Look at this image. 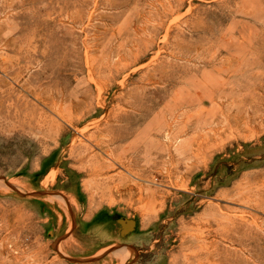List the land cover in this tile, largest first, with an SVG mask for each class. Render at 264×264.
Returning a JSON list of instances; mask_svg holds the SVG:
<instances>
[{
  "label": "rangeland",
  "instance_id": "rangeland-1",
  "mask_svg": "<svg viewBox=\"0 0 264 264\" xmlns=\"http://www.w3.org/2000/svg\"><path fill=\"white\" fill-rule=\"evenodd\" d=\"M210 77L224 115L256 109L264 0H0V264H264L262 113L191 157L204 117L194 102L166 111ZM161 114L171 135L155 129ZM125 115L138 122L132 155L94 179L113 147L93 136L105 143L97 131ZM97 213L135 220L136 246L78 252L74 236ZM195 239L210 249L202 263Z\"/></svg>",
  "mask_w": 264,
  "mask_h": 264
},
{
  "label": "bare ground",
  "instance_id": "bare-ground-1",
  "mask_svg": "<svg viewBox=\"0 0 264 264\" xmlns=\"http://www.w3.org/2000/svg\"><path fill=\"white\" fill-rule=\"evenodd\" d=\"M17 75H19V74H17ZM161 79L164 82L169 80V79H165L164 76H161ZM214 83H215V80L213 78H211V77H210L209 81L206 80V81H203V82H198V81L197 82H193L191 84V90H189V89L184 90L185 95L183 96V98L179 97V95H177V93L179 94V92H177L176 95L174 96V99H173V105L172 106L171 105L170 106L168 105L166 107L167 110L164 109V110L167 111V113L170 116H172V119H173L175 117L176 113H178L184 106L188 105L189 103L194 102V103H196V104L193 105V106H196L195 109H194L195 110L194 116H197V117H201L202 116V117H204L203 118L204 125L202 124L204 127H202V129H200V131L197 133V135H195L194 137H192L193 140L190 141V142L193 141V144H194L193 146L191 145V147L189 146L190 147V151H191V153H190L191 154V157L198 155L199 153H201L203 150H205L208 147H212V145L217 140H221V138H228V136H230V135H233L235 133H239V132H241L243 130L248 129V127L250 126L251 122L254 121V120H256L255 117L258 114L256 112L259 111L260 113H262V115L260 117L261 119H263L262 116L264 117V108H263V106H264V95L263 94H259V93H255L256 97L254 98V102L256 104V109L257 110L256 109L254 110V109L251 108V111L250 112L247 111V110H245V111L244 110H240L235 115L232 114L233 116L230 115V114L228 115L227 114L228 112L226 113V115H224L223 111L218 107V105L216 103L215 93L207 92V90L211 86H213ZM218 84L219 83H217V85ZM263 88L264 87L262 86L261 87V90L262 91H263ZM182 92H183V90L181 91V93ZM42 94H43L42 91L39 92V93H36L35 94L36 99L41 100L43 103H45L47 105L50 104V103H46L45 102L46 100L43 99L44 96ZM50 96H51V94H50ZM206 96L208 97V100L210 102V109H205L203 107L204 98ZM47 100L52 101L51 104L53 106L51 105L52 110H51V108H50V110L53 111L54 115L56 117H58V119L67 120V119H69L71 117L72 107L60 108V105H59V107H57L56 104H55V102H54V100H53V97H49ZM190 112L191 111H186V112L183 113V115L185 114V115L190 116V115H192ZM54 115H53V117H54ZM135 115L139 119L141 116H143V113H142V111H138V113L135 114ZM165 115L161 114L159 117H157L156 122H155L156 123L155 124L156 125L155 126L156 127L155 129L157 130L158 133H160L161 131H165V132L167 131V134L168 135H171V132H170L171 131V122L170 121L169 122L167 121ZM128 116L130 117V115H125V116L117 119L115 121L114 127H113V124L107 123L106 126L102 130H98L97 131L98 134L101 135V136H102L103 133H107L108 135H111V137H108V140L105 143L103 141L97 139V137H94L93 136V139L96 142H99L101 144H104L107 147H109V146H112L113 147L111 149L110 153H107L108 160L107 159L106 160H103L101 158L102 160L101 159L100 160L102 161V163H100V165L94 166V167L92 166L93 164L91 165L92 166V169H93V170L91 169L92 170L91 176L94 179L101 177L104 174V171L105 170L111 169V167L113 166L112 165L113 162L111 163V161H116V162H120L121 163V162H123L125 160L130 159V158H128V155H130L132 153L131 152L132 144L131 145L130 144L129 145H125L124 143L128 140V138L131 137V130H132L133 126L136 125V123H138V122H136V119H131ZM170 116H169V118H170ZM180 119L182 120V117H180ZM56 121L52 117L49 118L48 120H46V124L47 125L45 124V127L43 128L45 134H48L49 135L55 129H57V131H58V128H57L58 127V124H57ZM78 122L80 123L81 120H78ZM186 123H188V122H186ZM176 126L174 128H176ZM183 127H184V125H183ZM153 129H154V126L152 128H148V130L144 134H141L140 135L142 137L143 141L146 140V139H148V137L150 136V134H151V132H152ZM101 132H103V133H101ZM169 132H170V134H169ZM173 132H174V130H173ZM167 134H165V135H167ZM139 147H141V146H139ZM136 148H137V146H136ZM136 148H135V150H137ZM116 149H118L120 151V153L115 154L114 151ZM94 158L97 159L96 156H94ZM256 188H258V186ZM195 241H196V243H192V245L194 247L196 246L197 249H198V251L196 250V252L195 251L192 252L190 254V257H191V259H194L196 261V263H202L203 260H208L209 259V255L210 254L208 253V255H207V251L210 250V249L208 247H206V246H205L206 247L205 248L203 245H200V244L198 245L197 244L198 241L196 239H195ZM199 241H201V240H199ZM204 250H207L205 252V254H206L205 256L203 255V251ZM211 256H212V254H211Z\"/></svg>",
  "mask_w": 264,
  "mask_h": 264
},
{
  "label": "crops",
  "instance_id": "crops-1",
  "mask_svg": "<svg viewBox=\"0 0 264 264\" xmlns=\"http://www.w3.org/2000/svg\"><path fill=\"white\" fill-rule=\"evenodd\" d=\"M98 214H94L87 219H83V223L80 227V237L74 236L79 243L78 252H83L90 247H96L97 249H103L115 244H121L123 246H136V242L139 239L137 233V223L127 217L119 216L117 221L107 216L106 218L99 219ZM119 218H122L121 221ZM120 221V222H119ZM140 253H145L139 251ZM122 256V252H118ZM116 254V256H120ZM128 253L126 252V256ZM144 259L139 256V261Z\"/></svg>",
  "mask_w": 264,
  "mask_h": 264
},
{
  "label": "water",
  "instance_id": "water-1",
  "mask_svg": "<svg viewBox=\"0 0 264 264\" xmlns=\"http://www.w3.org/2000/svg\"><path fill=\"white\" fill-rule=\"evenodd\" d=\"M122 218H119V220H121Z\"/></svg>",
  "mask_w": 264,
  "mask_h": 264
}]
</instances>
